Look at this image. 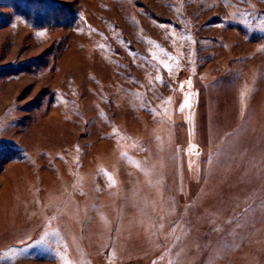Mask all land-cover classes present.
Segmentation results:
<instances>
[{"label":"rangeland","instance_id":"374dc122","mask_svg":"<svg viewBox=\"0 0 264 264\" xmlns=\"http://www.w3.org/2000/svg\"><path fill=\"white\" fill-rule=\"evenodd\" d=\"M0 264H264V0H0Z\"/></svg>","mask_w":264,"mask_h":264},{"label":"snow or ice","instance_id":"6c2138e0","mask_svg":"<svg viewBox=\"0 0 264 264\" xmlns=\"http://www.w3.org/2000/svg\"><path fill=\"white\" fill-rule=\"evenodd\" d=\"M189 83H190V82H189ZM181 89H183V84H181ZM186 106L190 107L187 98H186V99L184 100V102L181 104V106H180L181 110H182L184 107H186ZM125 155H126V154H125Z\"/></svg>","mask_w":264,"mask_h":264}]
</instances>
